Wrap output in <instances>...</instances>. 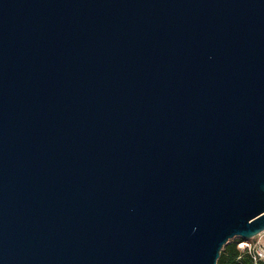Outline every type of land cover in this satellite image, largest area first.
<instances>
[{
	"label": "water",
	"instance_id": "obj_1",
	"mask_svg": "<svg viewBox=\"0 0 264 264\" xmlns=\"http://www.w3.org/2000/svg\"><path fill=\"white\" fill-rule=\"evenodd\" d=\"M264 231V0H0V264H217Z\"/></svg>",
	"mask_w": 264,
	"mask_h": 264
},
{
	"label": "trees",
	"instance_id": "obj_2",
	"mask_svg": "<svg viewBox=\"0 0 264 264\" xmlns=\"http://www.w3.org/2000/svg\"><path fill=\"white\" fill-rule=\"evenodd\" d=\"M238 241L239 239L234 238L223 246L217 264H256L245 251L238 247Z\"/></svg>",
	"mask_w": 264,
	"mask_h": 264
},
{
	"label": "built area",
	"instance_id": "obj_3",
	"mask_svg": "<svg viewBox=\"0 0 264 264\" xmlns=\"http://www.w3.org/2000/svg\"><path fill=\"white\" fill-rule=\"evenodd\" d=\"M239 239L238 247L245 251L254 263H264V231L248 239Z\"/></svg>",
	"mask_w": 264,
	"mask_h": 264
},
{
	"label": "rangeland",
	"instance_id": "obj_4",
	"mask_svg": "<svg viewBox=\"0 0 264 264\" xmlns=\"http://www.w3.org/2000/svg\"><path fill=\"white\" fill-rule=\"evenodd\" d=\"M261 233V232H260ZM232 239H234V238H232ZM231 240V239H230Z\"/></svg>",
	"mask_w": 264,
	"mask_h": 264
}]
</instances>
